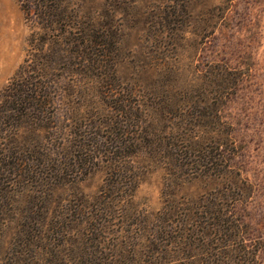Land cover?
Instances as JSON below:
<instances>
[{
    "label": "rangeland",
    "instance_id": "374dc122",
    "mask_svg": "<svg viewBox=\"0 0 264 264\" xmlns=\"http://www.w3.org/2000/svg\"><path fill=\"white\" fill-rule=\"evenodd\" d=\"M66 1L79 16L72 20L73 27H79L78 34L88 33L93 42L81 51L78 59L73 53L72 61L55 66L53 79L61 80L63 88L49 110L48 127H54L55 131L50 129L46 135L41 134L47 137L44 142L50 138L57 144L65 139L68 150L60 151L58 170L62 171L64 163H69L66 159L69 152L77 154L78 160L67 171L68 183L55 185L47 196L46 206L52 216L59 211L69 213L71 205L77 210L82 208L84 213L77 211L72 216L76 223L71 224V240L48 234L51 246L61 250L62 262L124 264L121 254L110 251L119 240L111 238L106 243L102 240V244L100 240H92L93 235L85 230L93 226L84 224L91 217L97 198L110 188L114 176L107 160L111 158L130 162L136 175L131 187L135 210L130 213H144L146 230H163V220L158 215L173 199L202 202L208 193L230 188L226 179L199 177L179 181L169 176L157 160L154 164L143 163V169L138 171L133 167H138L140 158L135 154L129 156L118 144L106 152L107 146L101 142L114 138L107 139L113 135L106 134L111 123L107 113L114 116L117 113L110 110L113 100L102 97V92L121 96L129 104L133 96L147 98L152 89L177 94L203 90L212 103L209 108L200 107L209 115L208 128L213 125L214 101L222 99L219 108L224 120L232 126L237 148L232 160L239 184L232 192L238 195L236 214L246 226L248 243L257 246L258 258L264 262V0ZM33 31L19 0H0V95L28 58ZM74 50L77 52V48ZM96 92L98 98H94ZM66 93H73L75 101L80 96L86 98L85 104L90 101L72 119L64 111ZM91 113L95 116L82 126V118ZM83 130L86 138H95L102 147L90 153L81 137ZM116 141L121 142L119 134ZM214 146L209 145L210 154ZM93 154L94 164L81 163V157ZM57 156L56 153L52 158ZM33 190L18 186L5 194L6 204L13 209L8 215L10 224L0 237V259L5 263L19 243L16 231L21 216L29 210L37 213L43 206ZM127 256L134 259L131 253ZM199 259H202L199 253L188 255L175 249L174 255L163 264H197Z\"/></svg>",
    "mask_w": 264,
    "mask_h": 264
},
{
    "label": "trees",
    "instance_id": "16d2710c",
    "mask_svg": "<svg viewBox=\"0 0 264 264\" xmlns=\"http://www.w3.org/2000/svg\"><path fill=\"white\" fill-rule=\"evenodd\" d=\"M19 1L34 31L28 58L0 95V237L11 221L8 215L13 209L4 197L13 187L34 188L35 197L43 206L41 212L29 210L21 216L16 231L19 243L8 252V263L0 259V264H65L59 256L61 250L51 246L48 234L71 240V224L76 223L72 216L77 211L84 214L83 209L77 210L71 205L67 210L69 213L59 211L52 216L46 203L55 185L68 183L67 171L73 163V166L78 164L77 154L74 156L69 152L66 156L69 163L65 162L62 171L58 170L60 151L68 150L65 139L57 144L50 138L44 142L47 137L41 134L50 129L55 131L54 127H48L51 122L49 110L55 106V98L63 89L61 80L53 79L57 71L55 66L72 61L73 53L78 59L81 51L93 41L88 33L78 34L79 27H73L72 20L79 16L66 0ZM75 65L82 66L80 63ZM101 95L113 100L114 106L110 110L117 113L116 116L107 113L111 123L106 134H113L107 139L114 138L101 142L107 146L106 152L118 144L129 156L135 154L140 158L138 167H133L138 171L157 160L169 176L179 181L199 177L226 179L230 188L210 192L202 202L173 199L158 215L163 220V230H146L144 213H130L135 210L131 187L136 179L130 162L111 158L107 160L114 176L110 188L97 198L91 217L84 221L85 226H93L91 230H85L93 235L91 239L100 240L101 244L102 240H119L110 251L121 254L124 264H163L174 255L175 249L188 255L199 253L202 259L197 264L200 261L264 264L258 258L257 246L248 243L246 226L236 214L238 195L232 192L239 184L232 160L237 148L232 126L224 120L219 108L222 99L218 97L214 101L213 125L208 128L206 119L209 115L200 107L209 108L212 103L203 90L177 94L171 90L158 92L152 89L147 98L133 96L129 104L123 97L110 92ZM94 98H98L97 92ZM64 99L68 101L64 100L63 105H67L64 111L69 119L90 102L85 104L86 98L82 96L75 101L73 93H66ZM93 116L92 113L84 116L82 126H86ZM81 133L90 153L102 147L95 138H86L84 130ZM118 134L121 142L116 141ZM211 143L215 145L213 154L208 151ZM56 153L58 156L52 158ZM87 156L81 157V163L94 164L96 155ZM130 253L134 259H129Z\"/></svg>",
    "mask_w": 264,
    "mask_h": 264
}]
</instances>
